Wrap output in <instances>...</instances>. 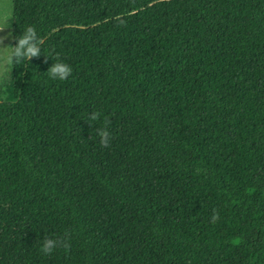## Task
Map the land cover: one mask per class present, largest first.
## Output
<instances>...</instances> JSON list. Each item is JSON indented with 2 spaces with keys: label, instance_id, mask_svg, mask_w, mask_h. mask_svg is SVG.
<instances>
[{
  "label": "trees",
  "instance_id": "1",
  "mask_svg": "<svg viewBox=\"0 0 264 264\" xmlns=\"http://www.w3.org/2000/svg\"><path fill=\"white\" fill-rule=\"evenodd\" d=\"M0 264H264V0H11Z\"/></svg>",
  "mask_w": 264,
  "mask_h": 264
},
{
  "label": "rangeland",
  "instance_id": "2",
  "mask_svg": "<svg viewBox=\"0 0 264 264\" xmlns=\"http://www.w3.org/2000/svg\"><path fill=\"white\" fill-rule=\"evenodd\" d=\"M11 0H0V100L9 95L11 48Z\"/></svg>",
  "mask_w": 264,
  "mask_h": 264
}]
</instances>
